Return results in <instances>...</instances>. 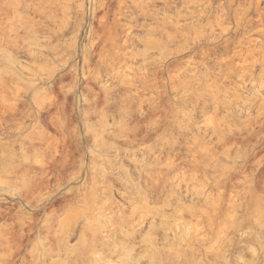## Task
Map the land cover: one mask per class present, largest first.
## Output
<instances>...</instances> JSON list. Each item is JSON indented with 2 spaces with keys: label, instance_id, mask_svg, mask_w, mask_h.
Wrapping results in <instances>:
<instances>
[{
  "label": "rangeland",
  "instance_id": "obj_1",
  "mask_svg": "<svg viewBox=\"0 0 264 264\" xmlns=\"http://www.w3.org/2000/svg\"><path fill=\"white\" fill-rule=\"evenodd\" d=\"M0 264H264V0H0Z\"/></svg>",
  "mask_w": 264,
  "mask_h": 264
}]
</instances>
